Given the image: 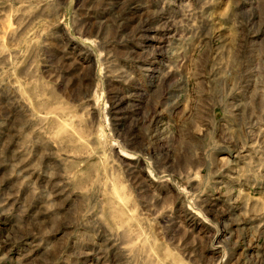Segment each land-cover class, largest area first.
Instances as JSON below:
<instances>
[{
  "label": "rangeland",
  "instance_id": "obj_1",
  "mask_svg": "<svg viewBox=\"0 0 264 264\" xmlns=\"http://www.w3.org/2000/svg\"><path fill=\"white\" fill-rule=\"evenodd\" d=\"M0 264H264V0H0Z\"/></svg>",
  "mask_w": 264,
  "mask_h": 264
}]
</instances>
